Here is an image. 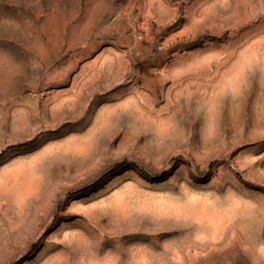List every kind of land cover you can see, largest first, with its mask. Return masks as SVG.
<instances>
[{"label":"rangeland","instance_id":"rangeland-1","mask_svg":"<svg viewBox=\"0 0 264 264\" xmlns=\"http://www.w3.org/2000/svg\"><path fill=\"white\" fill-rule=\"evenodd\" d=\"M0 264H264V0H0Z\"/></svg>","mask_w":264,"mask_h":264}]
</instances>
